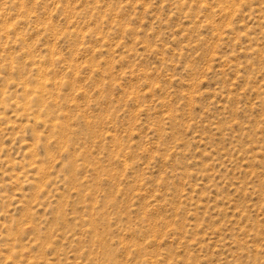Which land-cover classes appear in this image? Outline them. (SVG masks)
<instances>
[{
    "label": "rangeland",
    "instance_id": "obj_1",
    "mask_svg": "<svg viewBox=\"0 0 264 264\" xmlns=\"http://www.w3.org/2000/svg\"><path fill=\"white\" fill-rule=\"evenodd\" d=\"M0 264H264V0H0Z\"/></svg>",
    "mask_w": 264,
    "mask_h": 264
}]
</instances>
